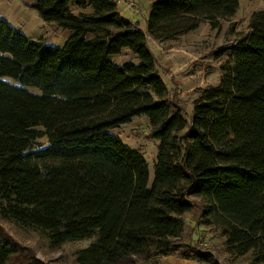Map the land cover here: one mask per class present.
I'll return each mask as SVG.
<instances>
[{
    "label": "trees",
    "instance_id": "1",
    "mask_svg": "<svg viewBox=\"0 0 264 264\" xmlns=\"http://www.w3.org/2000/svg\"><path fill=\"white\" fill-rule=\"evenodd\" d=\"M151 3L144 31L116 0H34L45 22L71 31L61 47L0 17V219L53 249L93 238L75 264H136L178 251L199 205L198 225L219 231L230 256L264 264V11L217 51L232 65L200 88L188 123L149 38L217 29L239 0ZM123 50L139 62L115 63ZM137 116L157 141L151 184L142 151L111 132ZM0 264L45 262L0 225Z\"/></svg>",
    "mask_w": 264,
    "mask_h": 264
},
{
    "label": "rangeland",
    "instance_id": "2",
    "mask_svg": "<svg viewBox=\"0 0 264 264\" xmlns=\"http://www.w3.org/2000/svg\"><path fill=\"white\" fill-rule=\"evenodd\" d=\"M30 0H22L30 4ZM150 1V5L149 2ZM152 0H130L132 17L137 18L146 31L145 21L150 12ZM29 7V6H28ZM71 10L78 9L72 5ZM31 11L40 17L35 9ZM264 11V0H239V8L231 20L221 21L217 29H208L201 24L197 31H191L164 41H149V48L157 58L158 70L168 85L175 103L184 111L189 123L193 114L194 100L199 97V90L208 85H218L222 67L229 68V53L217 55L221 47L233 42L249 31V19L252 13ZM40 33L31 36H44L51 41L54 37L70 34V30L61 31L59 27L47 24ZM94 34H88L87 39ZM185 36V37H184ZM182 58V59H180ZM117 64L138 63V58L127 50L113 56ZM32 90V89H31ZM37 91L36 89H33ZM117 134L124 143L139 148L148 164L149 182L153 179V166L157 154V141L149 136V125L144 116H137L128 124L120 125L111 131ZM38 142L47 143L42 137ZM201 207L196 205L185 217V230L179 241L178 251L150 260L137 259L136 264H248L250 253L241 257L230 256L225 248L224 237L210 226L198 225ZM0 225L20 245L31 247L38 259L45 264H75L74 252L84 248L93 238L65 242L57 249L49 247L48 236L34 230L24 229L10 221L0 219Z\"/></svg>",
    "mask_w": 264,
    "mask_h": 264
},
{
    "label": "crops",
    "instance_id": "3",
    "mask_svg": "<svg viewBox=\"0 0 264 264\" xmlns=\"http://www.w3.org/2000/svg\"><path fill=\"white\" fill-rule=\"evenodd\" d=\"M34 0H30L29 3H32ZM130 0H121L117 3L118 12L126 18L132 20H138L137 18L132 17V8L130 7ZM150 5V1L148 2ZM0 17L6 19L9 23L14 26L21 27L22 31L27 35H32V33L36 32L37 34L42 32L47 26V22H45L41 17H38L36 13L34 14L31 11V8L27 6L22 0H0ZM139 21V20H138ZM140 22V21H139ZM206 29L209 27L208 22H202ZM146 24V21H145ZM199 25V27L201 26ZM141 28L142 24L140 23ZM199 27L192 31H197ZM60 30L62 28H59ZM65 31V30H61ZM191 32V31H190ZM188 32V33H190ZM186 34V33H185ZM184 34V35H185ZM183 36V35H182ZM180 36V37H182ZM179 37V36H178ZM185 37V36H184ZM67 39V35H61L60 37H54L50 44L55 47H61ZM151 38H149V41ZM182 59V58H180ZM163 78V77H162ZM165 81V79L163 78ZM166 83V81H165ZM167 85V84H166ZM168 87V85H167ZM169 89V88H168Z\"/></svg>",
    "mask_w": 264,
    "mask_h": 264
},
{
    "label": "built area",
    "instance_id": "4",
    "mask_svg": "<svg viewBox=\"0 0 264 264\" xmlns=\"http://www.w3.org/2000/svg\"><path fill=\"white\" fill-rule=\"evenodd\" d=\"M121 0H116V2L118 3V2H120Z\"/></svg>",
    "mask_w": 264,
    "mask_h": 264
}]
</instances>
